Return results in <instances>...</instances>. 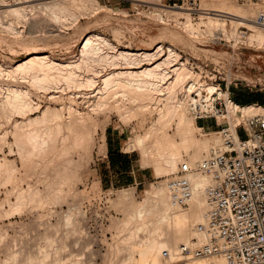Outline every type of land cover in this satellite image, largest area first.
Listing matches in <instances>:
<instances>
[{
	"label": "bare ground",
	"instance_id": "obj_1",
	"mask_svg": "<svg viewBox=\"0 0 264 264\" xmlns=\"http://www.w3.org/2000/svg\"><path fill=\"white\" fill-rule=\"evenodd\" d=\"M248 3L242 5L236 0H200L196 22L187 8L180 5L175 8L162 7V11L153 9L152 14L160 20L165 14L185 32L183 34L165 27L161 36L166 34L172 39L186 42L200 32H206L213 41L221 35L227 36L226 24L229 21L231 37L238 40L236 29L244 24L252 29L246 40L257 49H264V28L254 24L257 12L264 10V6H253L255 2H251L253 5ZM99 5L98 0H0V23L5 24V28L10 31H15L22 39L34 37L45 40L50 35L61 34L74 26L80 13L95 11ZM78 10L79 14L76 13ZM182 16L184 20L180 21ZM24 41L29 40L22 42ZM191 42L189 43L192 44ZM79 46V54L65 60H57L46 52L31 50L25 58L12 65L2 67L0 64V72L3 70V73L10 76L27 78L25 80H29L30 87L36 89H33V93L37 97L41 94L48 102L43 107L42 102L37 99L34 101L31 90L26 86L23 88L15 80L16 77L13 78L15 81H5L4 89L0 88L1 92L4 90V95L0 93V117L11 120L14 113L21 115V119L17 115L19 119L13 118L9 129L0 133V140L8 145L9 152H17L21 165L18 166L6 155L0 157V185L9 186L6 187V197L10 194L16 197L9 214L26 208L31 211L34 207L41 219L44 212H48L57 200L62 197L64 200L67 193L75 191L73 170L69 168L71 158L65 156L72 148H81L90 142L91 127L97 122L94 115L113 110L124 121L142 120L146 113L153 114L152 110H155L156 117L144 131L129 137L126 148L139 149L142 165L154 164L159 173L166 168L175 169L183 160L188 170L186 175L193 186L191 200L186 208L172 207L166 183L160 181L157 184L149 183L141 200L135 198L133 189L126 188L117 195L115 202L124 206L123 218L117 226L119 230L128 231L126 239L132 242L131 249L139 255L136 257L139 263L167 264L160 256L163 249L174 251L182 242H202L207 238L202 225L208 209L204 192L208 176L200 169V163L210 148L220 144V138H197L195 130L203 128L196 124L193 116L188 115L186 103L179 98L183 87L196 80L199 75L194 74L187 62L180 60L174 47H165L160 40L150 49L132 50L117 46L99 32L89 31L84 34ZM208 87L212 88V85L208 84ZM58 101L61 104L59 108L51 105ZM80 105H85L87 110L82 111ZM238 105L243 115L264 112V107L257 103ZM35 111L40 112L31 116ZM232 116L235 117L234 114ZM108 120L107 115L102 121L103 131ZM171 128L175 129L173 133L170 132L173 130ZM8 134L13 137L12 142H5V135ZM182 152L186 154V159ZM55 157L65 158V162L62 168L50 173L49 168L54 164ZM24 183L26 187L23 186ZM40 219V222L35 219L40 223L38 225L43 220ZM47 221H43L44 225L38 227L43 226L42 231H37L40 241L37 236L32 235L38 242L28 237L33 241L28 240L25 244V239L21 237L25 245H21L23 255L19 256L23 258L20 262L16 255L15 260L19 261L16 263L54 264L56 259H62L60 255L63 253L59 252H63L61 250L66 245L68 232L65 229L62 232L59 230L63 221ZM143 227L147 228V237L142 235L144 239H135L137 230ZM1 233L3 231L0 230V235ZM133 236L136 242L132 241ZM117 238L115 242L118 241ZM126 248L128 247L125 246ZM125 261L127 262V258ZM190 264H223V258L203 256L192 260Z\"/></svg>",
	"mask_w": 264,
	"mask_h": 264
},
{
	"label": "rangeland",
	"instance_id": "obj_2",
	"mask_svg": "<svg viewBox=\"0 0 264 264\" xmlns=\"http://www.w3.org/2000/svg\"><path fill=\"white\" fill-rule=\"evenodd\" d=\"M98 2L100 4L98 9L92 12L87 10L85 11L86 13H80L78 21L74 26L62 31L61 34L50 35V37H47L45 40L34 37H26V39H22L15 31H10L5 28V24L0 23L1 66L5 67L16 63L18 60L25 58L31 50L38 53L46 52L57 60H65L73 56L76 57L79 54V45L81 44L84 34L89 31H95L111 39V41H113L114 44L116 43L117 46L132 50L138 48L150 49L154 43L160 40L163 46L166 47L167 45H171L174 47L179 53L180 60L187 62V65L191 69L193 66H196L197 69H193L194 74L197 73L198 75H201L202 78L212 77L207 79L208 83L211 82L213 77H216L217 82H221L222 84L226 80L229 85V90L234 94H237L238 92L244 94H264V49H257L254 44H250L246 40L247 38L242 40V38H239V35L238 40L231 37V23L229 21L226 24V34L228 37L226 35H221L213 41L210 39V35L206 32H200L193 36L190 41L186 42L172 39L171 37L166 36V34L161 36V32L165 27L181 31L183 34H185V32L180 28V25L176 24V21L172 18L169 19L165 14V18L163 17V19H165L164 21L163 19L160 20L156 15L154 16V14H152L153 9L160 11L162 7L175 8L180 5L187 8L186 10L191 13L193 21L196 22L198 21V13H196V10L200 7V0H98ZM236 2L242 5L249 4L248 2L253 5L255 2L253 6L257 4H259L258 7L264 6V0H236ZM262 2L263 4H261ZM79 12L80 11L78 10L76 13L79 14ZM179 20L183 21V16L180 17ZM202 28L203 26H201V29ZM245 28L248 29L246 34L248 37V34L252 32V29L244 24L238 26L236 29L237 34L240 33V29ZM117 30L118 33H116ZM38 32H40V30ZM36 34L39 33L36 32ZM27 39L29 40V43L27 41L22 42ZM26 43L28 44L21 46ZM28 45H30V47L33 46L34 49H32V47L30 48ZM25 46L27 48L29 47L30 50L29 48L25 49ZM216 71L218 72L216 73V76H214L213 74H215ZM207 73L208 75L205 76ZM7 75L8 74L5 72L3 73V70L0 72L1 89H4L5 81H9V79L12 80L16 77L15 80H18L17 82L23 88L26 86L31 90V93H35L34 90L36 89L32 86L30 87L31 84L28 82L29 80H25L27 78H18L20 77L19 75ZM259 88L261 90L256 91V89ZM1 89L0 93L4 95V90L1 92ZM34 93L32 95L33 100L37 99L42 102L41 105L43 107L48 104L47 100L43 97L46 100L45 101L41 94L37 97ZM64 102L67 105L66 99ZM248 103H254V100H243V102L239 104ZM51 105L58 108L61 106L59 101L52 103ZM80 108L82 111L87 110L85 105H80ZM152 111L153 114L146 113L142 120L130 119L129 121H124L119 114H116V111L113 110L112 112L111 110H106L105 113L94 115L96 116L97 122L91 127L90 142L84 147H77L78 149L72 148L65 156V158H71L69 168L73 170L72 182L74 184H71L74 185L75 191L69 193L70 195L67 193L64 200V197L60 198V201L57 200V203L55 202L48 212H44V217H41L43 220L37 216L36 212L38 210L34 207L31 208L33 209L31 211H29V208H26L20 212L12 211V213L9 214L11 211L9 209L13 206L16 197L14 194H10L6 197L5 191L9 186L0 185V230L4 233H1L2 235H0V264H18L16 263V261L19 262L18 259L15 260L16 255H18L17 258H20L21 262V258L23 257L20 256L23 254L21 255L22 250L20 248L23 247L28 240L31 242L34 240L35 242L38 238L37 240L40 241L37 231H42L43 226L40 228L38 227L44 225L42 223L43 221L46 222L47 219L52 221V223H56L57 220L63 221L61 226L63 228L60 227L59 230L62 232V230L65 229V231L67 230L66 233L68 232L66 234V245L63 250H61L63 252H59L60 254L63 253V257L60 255L62 263L60 259H56L55 262H53L54 264L57 260L60 261V264H140L138 258H136L139 255L132 250V242L126 239L128 231L119 230L117 226L124 215V206L118 205L115 202L118 197L117 195L121 193V190L126 188L129 190L131 188L130 190L133 189L135 198L141 200L143 197V191L149 183L157 184L161 181L165 184L169 178L175 175L186 174L188 170H183L185 168L183 160L176 165L175 169L168 170V168H166L160 173L157 171L155 165L151 164L148 167L154 170L155 178L145 183L143 186L104 189L98 183L94 167L98 157L104 150L102 121H104L105 116H109L107 124L110 123L111 125L117 126L123 131L124 135H126L128 141L130 136H134L136 133L144 131L145 128L149 126L151 121L157 115L155 110ZM39 112L40 111H35L31 116H35ZM17 115L19 114L14 113L12 116L14 119H21V115L18 116L19 118ZM65 115H67L66 112ZM188 115L190 117L192 116L190 112H188ZM8 120L9 119L5 117L4 119L3 117H0V122L2 121V126L0 125V133L6 128L9 129L12 122L9 120V124ZM211 122L212 120L208 121V124L211 127L195 130L197 138L219 139V135L215 133V130H217L218 127L211 125ZM170 130L171 133L175 131L174 128H171ZM246 133L244 127L238 129V134L240 136L243 137ZM4 139H6L5 142L13 141L11 134L5 135ZM0 149L1 158L6 155L8 159L13 160L14 163L21 166L17 152H9L8 145H5L4 141L0 142ZM13 151L16 150L14 149ZM138 151L140 152L141 157V151L139 149ZM183 157L186 159V154L183 153ZM55 158L54 164L49 168L50 173L62 168L65 162V158ZM23 186L26 187V184L24 183ZM41 186L43 187V184ZM37 217L42 221L41 225H38L40 224V221ZM138 230L135 239L139 238L138 240H142L144 239L143 237H147L146 235L148 234V231L146 227H143L142 229L139 228ZM32 235L34 237L37 236V238L32 237ZM25 236H27V238L32 237L33 240L30 238L27 239ZM21 237L25 239V241ZM115 238H117V242H115ZM133 238L134 236L132 239ZM135 239L132 241L136 242L137 240ZM122 241L126 243L123 245L124 242L122 243ZM21 242L23 243L21 244ZM127 242H130L131 245L127 244ZM56 243L58 244V241ZM115 246H117V250L115 249ZM125 246L128 247L126 249H129V251L127 250L128 253ZM118 247L120 248L118 249ZM114 249L115 252H113ZM130 256L132 257L129 258ZM126 258L127 262L125 261ZM59 261L57 262L58 264Z\"/></svg>",
	"mask_w": 264,
	"mask_h": 264
},
{
	"label": "built area",
	"instance_id": "obj_3",
	"mask_svg": "<svg viewBox=\"0 0 264 264\" xmlns=\"http://www.w3.org/2000/svg\"><path fill=\"white\" fill-rule=\"evenodd\" d=\"M254 24L264 28V10L257 12ZM247 31L240 29L239 38L245 40ZM210 78L199 75L179 93L195 120H212L218 127L220 144L200 163L208 176L202 225L207 238L181 243L174 251L165 248L160 256L167 264H190L203 256H221L223 264H264V112L243 115L228 82L213 77L208 83ZM241 127L247 132L243 137L238 134ZM166 189L172 207L188 206L193 186L186 174L169 178Z\"/></svg>",
	"mask_w": 264,
	"mask_h": 264
},
{
	"label": "crops",
	"instance_id": "obj_4",
	"mask_svg": "<svg viewBox=\"0 0 264 264\" xmlns=\"http://www.w3.org/2000/svg\"><path fill=\"white\" fill-rule=\"evenodd\" d=\"M257 90H261L256 89ZM230 95L235 100V97L243 100L252 99L254 103L264 107L263 93L244 94L238 92ZM207 119L195 120L200 127H207ZM213 125V122H211ZM128 143L126 135L117 126L106 124L103 131V153L98 157L95 163V172L98 183L104 189H113L129 186H143L145 183L155 178L153 169L148 166H143L141 163L140 152L137 148H126Z\"/></svg>",
	"mask_w": 264,
	"mask_h": 264
},
{
	"label": "trees",
	"instance_id": "obj_5",
	"mask_svg": "<svg viewBox=\"0 0 264 264\" xmlns=\"http://www.w3.org/2000/svg\"><path fill=\"white\" fill-rule=\"evenodd\" d=\"M235 101H236L237 103H239V102H240V99L237 98V97H235Z\"/></svg>",
	"mask_w": 264,
	"mask_h": 264
}]
</instances>
